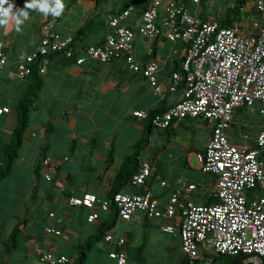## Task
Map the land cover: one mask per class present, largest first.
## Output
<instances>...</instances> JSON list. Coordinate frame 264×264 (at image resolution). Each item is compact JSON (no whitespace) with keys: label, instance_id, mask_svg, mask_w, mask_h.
<instances>
[{"label":"crops","instance_id":"0c3cea01","mask_svg":"<svg viewBox=\"0 0 264 264\" xmlns=\"http://www.w3.org/2000/svg\"><path fill=\"white\" fill-rule=\"evenodd\" d=\"M153 1L106 0L99 4L96 0H62L64 7L60 12L61 18L54 21L55 29L62 35L78 38L80 47L101 45L110 30V17L120 14L129 4L135 8L129 24L137 30L143 12ZM168 1H163L161 15ZM177 1L203 21L218 19L210 16L209 12L205 15L201 6L207 3L217 10L219 0L211 3L202 0L200 5L193 0ZM255 1L243 8L238 22L248 20L249 33L257 32L250 25L260 19ZM32 2L6 0L3 5L7 7L11 3L13 14L7 24L0 25V50L8 56V65L0 71V109H10L8 113L0 114V167L15 136L18 104L30 83L27 78L22 80L18 77V63L38 48L43 24L53 19L50 12L45 14L36 8L26 7V3ZM48 2L51 4L52 0ZM19 9L27 11L28 17L21 30L17 31L15 13ZM163 16L158 19V24L166 30ZM79 32L83 34L78 35ZM186 47L181 41H170L165 34L153 40L136 34L134 56L142 66L150 60L159 63L157 78L165 89L163 98L157 97L148 78L141 72L132 71L124 59L106 64L87 60L81 66L75 60L58 55L43 60L45 72L41 76L44 83L31 108L23 145L10 174L0 183V264H48L40 260L42 252L67 256L73 264H79L80 248L97 236L100 239L87 253L84 264H115L110 256L115 246L100 235L101 229L107 226L108 234L126 239L127 264H202L201 261L191 263L182 251L180 228L173 233L165 231L167 224L176 226L174 221L152 220L144 211H137L130 220H123L116 218L113 210L104 212L98 205L94 209L69 205L71 198H82L88 194L101 201L110 198L125 161L135 153L133 149L142 139L155 130L152 116L168 110L181 99L184 81L178 83L174 93L170 92V86L173 74L182 71ZM261 109H264V104L257 103L250 112L264 118ZM135 111H146L150 117L136 118ZM236 111H241V108ZM203 120L188 118L176 121L165 131L171 135L186 122ZM235 125L233 122L227 130L230 140L238 145L247 144L242 141V133L239 137ZM263 126L264 120L259 132ZM248 142L255 147L257 139ZM193 153L182 154L175 160L166 159L167 173L163 169L164 164L155 160L156 157L150 160L140 155V168L145 162L153 166L148 185L160 199V207L167 206L174 192L186 190L190 185H195L196 189L186 193V197L195 204L210 205L215 200L217 178L203 173L199 166V178L203 181L198 183L187 172L193 169L189 159ZM159 157L163 159L164 156ZM46 158L53 166L51 181L46 179L42 167ZM208 175L211 178L207 179ZM163 182H166L165 186ZM212 183L216 187L215 194L208 196L204 192L194 196L199 187ZM124 192L141 193L143 188L127 186ZM95 210L100 217L90 222L89 216ZM52 213L54 216H50ZM48 227L60 231L61 235L48 234Z\"/></svg>","mask_w":264,"mask_h":264},{"label":"built area","instance_id":"2783aa9c","mask_svg":"<svg viewBox=\"0 0 264 264\" xmlns=\"http://www.w3.org/2000/svg\"><path fill=\"white\" fill-rule=\"evenodd\" d=\"M163 1L154 0L143 12L137 30L129 24L135 11L133 6L110 17L105 41L86 47L78 46L73 35L57 32L54 21L61 18V13L53 15L50 12L53 19L43 24L40 45L18 63L17 75L22 80L28 78L36 60L53 54L75 60L80 66L87 60L106 64L124 59L132 71L148 78L156 96L163 98L165 89L157 78L159 63L150 60L142 66L134 56L136 34L150 40L165 34L172 42L186 44L182 71L173 74L170 86V92L174 93L178 83L184 81L183 95L168 110L153 115L152 124L166 130L176 121L192 118L204 119L212 126L208 146L204 153L197 154V159L203 173L217 178V202L195 204L186 197V193L196 189L195 185H190L186 190L174 192L167 206L160 207V199L148 185L153 166L145 162L133 177V185L143 188V192H120L102 201L88 194L71 198L69 205L90 209L98 205L104 212L117 208L123 220H130L137 211H144L149 219L174 221L176 226L167 224L164 229L173 233L180 228L182 251L191 263L214 264L215 255L244 254L249 256L246 263L264 264V126L255 147L235 144L227 134L237 109L253 110L257 103L264 104V0L255 1L260 19L251 25L256 33L248 32V20L225 28L214 20L203 21L177 0H169L162 14L164 30L158 24ZM193 2L200 5L202 0ZM7 65L8 56L0 50V71ZM44 72L41 67L40 73ZM9 111V108H2L0 114ZM260 113L264 114V109ZM134 116L147 119L150 114L135 111ZM42 167L46 179L51 181V160L44 159ZM99 217L95 210L89 221L95 222ZM46 232L61 235L51 227ZM105 241L115 246L110 254L115 264H127L126 239L107 234ZM40 260L48 264H73L67 256H56L52 252H42Z\"/></svg>","mask_w":264,"mask_h":264},{"label":"trees","instance_id":"16d2710c","mask_svg":"<svg viewBox=\"0 0 264 264\" xmlns=\"http://www.w3.org/2000/svg\"><path fill=\"white\" fill-rule=\"evenodd\" d=\"M96 1L99 4H101L106 0H96ZM251 1L252 0H235L232 7L228 8L227 11L223 13V15L218 16V19L216 21L218 22L219 26L221 28L231 27L234 24L240 22L243 8ZM52 3H54V0H52ZM129 6L130 5L127 4L123 10H125ZM87 29L88 26L86 27V30ZM82 34L83 32L78 33V35H82ZM77 41L78 38H76V42ZM55 55L56 54H53L50 55L49 57H56ZM46 58H40L31 65L33 70L31 75L27 78L30 81L28 90L25 96L21 99L17 107L18 125L15 129V133H14L15 136L12 142L10 143V145L6 149L4 162L0 167V183L7 175L10 174L14 161L17 158L19 150L23 145L24 137L29 125L31 108L34 104L35 98L38 96V93L41 90L44 83L40 70L43 64V60ZM152 127L158 129L153 124ZM149 143L150 140L148 136L143 138L142 141L136 146L135 153L125 161L114 183V187L112 189V192L110 193V198H112L116 193H120V192L127 193L124 192V189L127 186L136 187L133 185V177L140 170L139 157L141 155V152L145 146L149 145ZM205 150H202L199 153H204ZM216 202H217V197L212 203H216ZM113 213L116 218L120 217L117 208H113ZM108 230H109V226L101 229L100 235L106 236L108 234L107 233ZM98 237L99 236L91 238L84 246L80 248L81 253L79 256V264H84L87 253L92 248L94 243H96L100 239ZM248 258L249 256L244 254L215 255L214 264H252L251 262L246 263ZM74 264H76V262Z\"/></svg>","mask_w":264,"mask_h":264},{"label":"rangeland","instance_id":"374dc122","mask_svg":"<svg viewBox=\"0 0 264 264\" xmlns=\"http://www.w3.org/2000/svg\"><path fill=\"white\" fill-rule=\"evenodd\" d=\"M234 1L235 0H219L217 10L211 8L207 3H203L201 11L204 12L205 15L209 12L210 16L216 18L223 15L222 13H225V11L233 5ZM254 1L255 0H252L251 3H254ZM250 27L253 28L252 25ZM263 120L264 118L260 117L258 114L251 113L250 109L242 108L241 111H235L234 123L237 126L235 125L234 128L236 129V132L239 133V137H241V133H244L248 135L250 139L254 140L258 137ZM211 128L212 126L209 123H205L203 120L186 122L184 127L176 128L171 135L165 130L158 131L155 129L151 135H147L150 144L144 147L141 152V157L150 160H153L156 157L155 160L164 164L163 169L165 170V164L167 163L166 159L175 160L176 157H180L182 154L188 155L192 151L194 153L189 159L193 169L187 170V172L190 173L198 183H201L203 180L202 178H199V171L197 170L199 168L197 151L206 148L210 138ZM168 138L170 141H168ZM250 139L245 140L242 138V141L250 145L251 143L248 142ZM139 142L140 140L137 141V144ZM135 149L136 147L133 149V153L135 152ZM160 155L164 156L163 159L159 157ZM165 173H167L166 170ZM206 178H211V176L208 175ZM204 192H206L208 196H212L216 193L215 185L212 183L209 186L199 187L194 193V196L202 195Z\"/></svg>","mask_w":264,"mask_h":264},{"label":"clouds","instance_id":"9594fccd","mask_svg":"<svg viewBox=\"0 0 264 264\" xmlns=\"http://www.w3.org/2000/svg\"><path fill=\"white\" fill-rule=\"evenodd\" d=\"M6 0H0V25H5L8 22V18L12 13L13 5L9 3L7 7H4ZM26 7L36 8L45 14L51 12L53 15H59L63 10L62 0H54V3H49L48 0H33L32 3H26ZM28 17V12L23 9L17 10L15 13L16 30H21V25Z\"/></svg>","mask_w":264,"mask_h":264}]
</instances>
